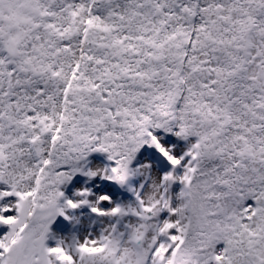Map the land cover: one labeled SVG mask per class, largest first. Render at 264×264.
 <instances>
[{"label": "snow or ice", "instance_id": "obj_1", "mask_svg": "<svg viewBox=\"0 0 264 264\" xmlns=\"http://www.w3.org/2000/svg\"><path fill=\"white\" fill-rule=\"evenodd\" d=\"M0 264H264V0H0Z\"/></svg>", "mask_w": 264, "mask_h": 264}]
</instances>
